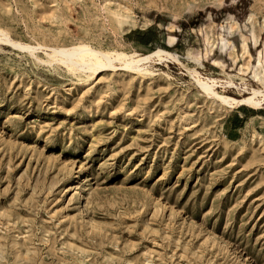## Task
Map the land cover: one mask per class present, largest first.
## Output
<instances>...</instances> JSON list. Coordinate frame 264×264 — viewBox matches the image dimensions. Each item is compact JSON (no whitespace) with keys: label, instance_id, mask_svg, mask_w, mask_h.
Here are the masks:
<instances>
[{"label":"rangeland","instance_id":"374dc122","mask_svg":"<svg viewBox=\"0 0 264 264\" xmlns=\"http://www.w3.org/2000/svg\"><path fill=\"white\" fill-rule=\"evenodd\" d=\"M0 29V264H264V103L193 77L264 90V0H0ZM81 42L175 58L47 54Z\"/></svg>","mask_w":264,"mask_h":264},{"label":"bare ground","instance_id":"6f19581e","mask_svg":"<svg viewBox=\"0 0 264 264\" xmlns=\"http://www.w3.org/2000/svg\"><path fill=\"white\" fill-rule=\"evenodd\" d=\"M3 35H5V32L0 29V41L4 40ZM12 42L15 46H26L22 43H18L15 41ZM47 54L49 55V57L54 58V60H58L75 70L77 68H82L81 70L88 69L93 73L104 71L109 67H115V65L113 64L114 60L123 61L125 68H133V65L135 64L137 65L136 69L139 68L140 70L141 65L149 61L153 56L162 58L164 54H168L171 57L175 58L173 54L163 49H157L148 55H139L137 53H126L119 51H100L95 49L90 44L83 42L76 43L70 46L52 47L49 52H47ZM261 64L262 58L260 57L259 65ZM188 69L192 70L189 67ZM194 72L196 74L193 75V77L196 79L198 85L207 92L210 98L219 101L223 105H227L230 107L248 105L255 109L262 108L264 103V90L262 88H253L248 95L241 98H236L215 91L211 86H209V79H204L197 70H194Z\"/></svg>","mask_w":264,"mask_h":264},{"label":"crops","instance_id":"0c3cea01","mask_svg":"<svg viewBox=\"0 0 264 264\" xmlns=\"http://www.w3.org/2000/svg\"><path fill=\"white\" fill-rule=\"evenodd\" d=\"M242 110L244 111V115H246L247 117H256L259 116V112L255 109H251V108H247V107H243ZM240 117H244L242 115H240ZM237 130V128H235ZM235 137V136H234Z\"/></svg>","mask_w":264,"mask_h":264}]
</instances>
